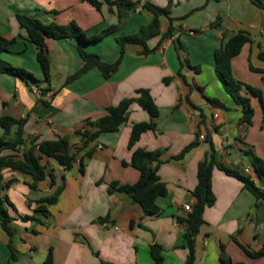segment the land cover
Instances as JSON below:
<instances>
[{"label": "crops", "instance_id": "crops-1", "mask_svg": "<svg viewBox=\"0 0 264 264\" xmlns=\"http://www.w3.org/2000/svg\"><path fill=\"white\" fill-rule=\"evenodd\" d=\"M100 2L97 9L85 0H0V35L15 39L0 57L35 78L0 74V117L25 120L27 143L20 152L3 154L22 158L33 141L67 137L76 157L71 169L44 158L46 178L35 189L30 187V175L3 171L0 197L8 200L5 205L14 218L15 235L10 237L0 226V264H47L49 254L52 264H156L151 255L154 244L162 248L163 264H185L189 250L185 226L178 218L185 217V205L192 207L196 200L192 192L198 183V165L210 149L207 136L219 164L249 177L264 191V176L254 166V156L264 163L261 101L242 91L254 111L251 123H246L243 107L226 91L215 69V51L237 32H247L251 42L232 59V72L237 80L260 90L264 100L260 58L264 10L249 0H132L129 14L119 19L116 6ZM146 3L169 9V16L159 18L160 35L146 46L129 43L122 48L118 37L136 34L153 21ZM19 14L43 24L75 22L89 36L118 26L115 33L84 46L103 62L117 63L116 70L105 78L94 67L69 81L85 64L77 42L47 38L51 66L47 81L37 61V47L19 26ZM170 26L171 37L163 38ZM34 86L42 89V95L32 92ZM140 89L150 92L159 113L155 128L143 133L133 149L129 148L132 126L151 120L136 102L119 131L103 133L89 144L76 135L90 129L88 121L105 116L106 108L136 96ZM209 99L221 101L226 108ZM194 141L196 147L175 159ZM138 148L160 152L153 166L158 167L168 192L157 198L161 209L157 215H145L127 193L109 192L114 182L135 184L140 179L138 169L124 165ZM58 190L56 203H41ZM213 192L216 202L205 209L194 264H264V256L248 254L264 247V200L258 203L242 181L219 167L213 170ZM43 207L44 213L39 211ZM31 216L43 222L25 219Z\"/></svg>", "mask_w": 264, "mask_h": 264}, {"label": "trees", "instance_id": "trees-1", "mask_svg": "<svg viewBox=\"0 0 264 264\" xmlns=\"http://www.w3.org/2000/svg\"><path fill=\"white\" fill-rule=\"evenodd\" d=\"M97 9L101 8L100 0H85ZM255 6L264 10V0H249ZM111 6H116L119 19L124 18L129 14L130 8L133 6L132 0H107ZM146 9L154 14V19L148 26L142 27L136 34L121 36L117 41L123 48L126 44H139L146 46L149 39L160 35V20L161 16H169L168 8H161L151 3L144 5ZM17 20L21 29L27 33V37L37 47V61L41 67L43 75L47 81L50 79V59L48 56L46 39H74L78 44V49L83 57L85 64L83 68L76 74L69 78L72 81L90 69L99 68L105 78L116 70V64H108L93 53H89L84 49V46L96 43L105 36L115 33L118 26H110L96 35L89 36L82 30L75 22H70L67 25H60L57 23L43 24L37 19L28 17L26 15H17ZM171 22L173 21L170 19ZM172 26L163 38L171 37ZM15 42V39H8L0 35V55L9 50L10 45ZM251 42L249 34L245 31H239L231 36L225 45L215 51V69L221 82L223 83L226 91L233 97V99L243 107V120L246 123H251L254 114L251 102L248 97L242 94L246 91L251 95L258 97L264 109V100L260 90L242 83L237 80L232 72V59L237 56L244 45ZM260 58L264 60V53L260 54ZM0 74H8L20 79L26 80L31 78L35 80L34 76L22 68H17L10 63L4 61L0 57ZM168 81V80H167ZM215 105L226 108V106L217 99H209ZM133 102H136L143 110L150 116L149 122L135 123L132 126L131 136L129 140V148L133 149L139 141L141 135L149 130H153L156 126L154 118L158 116V107L155 104L150 92L146 89L136 91V96L126 98L117 106H110L106 108V115L95 120L88 121L86 126L90 129H83L76 132V135L82 136L85 144L96 140L103 133H113L119 131L120 127L127 121L128 111ZM25 120L17 119L12 116L0 117V126L4 130V134L0 136V192L3 189V171L10 169L14 172H21L30 175L33 182L30 184L32 189H35L39 182L46 178L47 166L43 163L44 158H52L59 165L64 166L66 169H71L75 163L76 157L72 152V143L67 137L58 138L56 140H45L39 143L31 142L23 151V157L17 158L16 155H4L6 151L20 152L21 146L26 145L24 137ZM206 141L210 145L209 152L205 159L198 165V183L193 190L195 202L192 205V210L183 218H178L179 223L185 226L184 238L189 250V254L185 264H194L195 262V241L200 232L202 225L205 223L204 212L207 207H211L216 202V196L213 192V170L219 167L227 175L236 177L243 182L244 188L249 190L256 198L257 202L264 200V191L259 188L249 177L240 175L236 170L227 168L216 161L215 148L212 139L207 136ZM198 145L197 141L192 142L187 146L182 153L175 157V159L183 158L187 152ZM92 151L87 152L90 157ZM160 156L159 151H146L144 149H134L130 163L124 162V165H131L141 172L140 179L135 184L120 185L116 182L110 185L109 192L114 191L124 192L129 194L133 200L140 204L143 208L145 215H157L160 213V207L157 204V198L167 195L168 187L163 182L158 174V167L153 166L154 162ZM254 166L259 176H264V163L263 160L254 156ZM81 171L84 172V162L81 160ZM12 182V181H11ZM10 182V183H11ZM60 190L54 195L43 198L41 203L54 204L57 202ZM8 200L0 197V226L10 236L14 237L15 229L12 226L14 218L9 214L6 207ZM39 211L45 212L44 207ZM36 222H43L41 218L28 217ZM12 250V245L10 244ZM249 256L259 258L264 256V247L257 252H248ZM151 255L156 264H163L162 248L160 245L154 244L151 247ZM52 257L49 254L47 264H52ZM243 264V263H236Z\"/></svg>", "mask_w": 264, "mask_h": 264}, {"label": "built area", "instance_id": "built-area-1", "mask_svg": "<svg viewBox=\"0 0 264 264\" xmlns=\"http://www.w3.org/2000/svg\"><path fill=\"white\" fill-rule=\"evenodd\" d=\"M32 92L38 96L42 95V89L39 86H34L32 88ZM48 97H51V93L47 94ZM201 139H205V137L202 135ZM185 210L190 212L192 210V207L189 204L185 205Z\"/></svg>", "mask_w": 264, "mask_h": 264}]
</instances>
